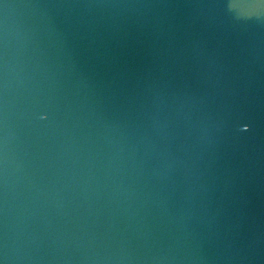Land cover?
Here are the masks:
<instances>
[{"label":"water","instance_id":"1","mask_svg":"<svg viewBox=\"0 0 264 264\" xmlns=\"http://www.w3.org/2000/svg\"><path fill=\"white\" fill-rule=\"evenodd\" d=\"M0 264H264V0H0Z\"/></svg>","mask_w":264,"mask_h":264}]
</instances>
